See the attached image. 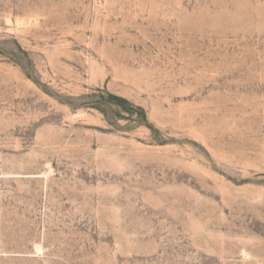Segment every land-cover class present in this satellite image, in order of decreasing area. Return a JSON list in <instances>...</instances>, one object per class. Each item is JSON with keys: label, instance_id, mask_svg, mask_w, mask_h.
I'll return each mask as SVG.
<instances>
[{"label": "rangeland", "instance_id": "1", "mask_svg": "<svg viewBox=\"0 0 264 264\" xmlns=\"http://www.w3.org/2000/svg\"><path fill=\"white\" fill-rule=\"evenodd\" d=\"M0 264H264V0H0Z\"/></svg>", "mask_w": 264, "mask_h": 264}]
</instances>
